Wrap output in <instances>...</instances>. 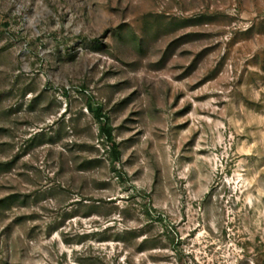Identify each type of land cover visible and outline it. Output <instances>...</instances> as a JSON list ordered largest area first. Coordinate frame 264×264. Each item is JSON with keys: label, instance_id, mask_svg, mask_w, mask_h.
<instances>
[{"label": "rangeland", "instance_id": "obj_1", "mask_svg": "<svg viewBox=\"0 0 264 264\" xmlns=\"http://www.w3.org/2000/svg\"><path fill=\"white\" fill-rule=\"evenodd\" d=\"M0 264H264V0H0Z\"/></svg>", "mask_w": 264, "mask_h": 264}, {"label": "trees", "instance_id": "obj_2", "mask_svg": "<svg viewBox=\"0 0 264 264\" xmlns=\"http://www.w3.org/2000/svg\"><path fill=\"white\" fill-rule=\"evenodd\" d=\"M205 16H199L198 20H201ZM197 18H189L186 19L187 22L191 21H197ZM91 110L93 111L95 118L99 122V137L101 138V142L104 145L107 153H108V159L111 162L113 170L118 173L119 176H121L124 179L123 171L119 169L120 164L122 162V149L119 143L115 140L114 135V126L112 125L110 115L104 111L103 106L98 105L97 107H94L93 105H89ZM95 161L91 160L90 163H94ZM3 165V164H1ZM15 196H9L6 199H12ZM6 199L4 201H6ZM99 203H92L89 205L90 209L86 212L87 216L92 215L93 213H98L99 210ZM156 211V208L148 207L146 205L143 208V214L147 218L148 221L154 222V221H164V216L162 214H159L157 217H155L152 214V211Z\"/></svg>", "mask_w": 264, "mask_h": 264}]
</instances>
